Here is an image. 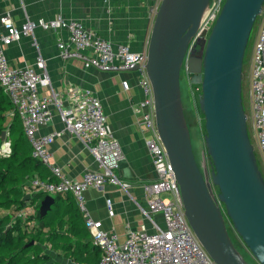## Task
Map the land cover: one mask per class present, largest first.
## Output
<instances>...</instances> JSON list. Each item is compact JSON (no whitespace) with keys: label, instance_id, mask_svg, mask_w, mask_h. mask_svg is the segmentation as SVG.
Returning <instances> with one entry per match:
<instances>
[{"label":"built area","instance_id":"obj_1","mask_svg":"<svg viewBox=\"0 0 264 264\" xmlns=\"http://www.w3.org/2000/svg\"><path fill=\"white\" fill-rule=\"evenodd\" d=\"M225 0H211L192 45H204L217 20ZM261 26L254 42L250 72V113L258 151L264 160V9ZM38 27L67 32L59 35L57 46L61 59H79L86 68L110 73L129 72L142 92V99L134 104L136 113L147 133V146L153 159L156 178L143 185L148 195L146 204L137 202L141 213L151 221L154 230L143 225L129 227L126 239L103 226L95 219L87 206L86 192L100 189L105 184L121 185L116 170L124 158L119 140L113 135L108 116L101 99L91 90L79 85L70 86L62 93L56 90L46 67L39 56L35 64L11 66L6 47L23 36H34ZM199 46V47H200ZM147 50L134 51L128 43H113L91 32L86 25L59 13L51 19H27L17 26L10 14H0V85L9 96L18 113L24 133L28 138L32 155L45 164L52 175L46 179L35 177L31 181L37 191L54 195L70 192L74 195L91 233L92 241L101 250L98 263L82 264H217L204 248L192 229L178 195L177 180L167 150L158 132L154 89L146 70ZM189 81H190V74ZM199 86L200 84H192ZM122 86L131 88V80L124 78ZM47 88L48 93H43ZM57 110L64 122L63 130L40 134ZM248 117V116H247ZM65 131L81 140L99 164V169L87 170L81 178H71L53 160L50 145ZM4 148V149H3ZM3 151H11V141L3 143ZM112 212V200H107ZM161 215L164 226L154 217Z\"/></svg>","mask_w":264,"mask_h":264},{"label":"water","instance_id":"obj_2","mask_svg":"<svg viewBox=\"0 0 264 264\" xmlns=\"http://www.w3.org/2000/svg\"><path fill=\"white\" fill-rule=\"evenodd\" d=\"M210 2L160 0L155 11L145 67L154 89L158 132L185 215L213 260L250 264L229 234L223 204L239 236L264 264V173L243 101L245 54L264 0H225L206 43L197 47L192 43ZM184 65L190 83L201 85L199 107L205 117L210 167L205 151L202 165L194 152L182 98ZM7 138L3 131L1 140ZM54 202V196H45L41 216Z\"/></svg>","mask_w":264,"mask_h":264},{"label":"crops","instance_id":"obj_3","mask_svg":"<svg viewBox=\"0 0 264 264\" xmlns=\"http://www.w3.org/2000/svg\"><path fill=\"white\" fill-rule=\"evenodd\" d=\"M159 4L160 0H0V14H10L14 23L20 26L28 18L51 19L61 13L67 18L82 21L97 36L113 43H128L132 50L143 51L147 50L155 11ZM261 22L262 19L255 33L258 32ZM59 35L66 37L67 32L62 30L60 33L38 27L34 36H23L19 41L6 47L9 63L11 66L33 65L38 57L42 56L45 59L52 86L56 90L66 93L70 86L79 85L91 90L101 99L113 135L119 140L124 152V158L116 172L120 180L128 183L129 186L125 189L121 185L108 183L100 189L87 190L88 209L95 219L103 221L105 229L116 233L121 241L126 239L130 226L140 229L144 225L149 232H152L154 228L151 221L141 213L137 205V202L146 204L148 195L143 185L156 178L153 159L146 142L148 135L140 121V113L134 110V104L142 99V92L136 86L132 73H110L86 68L79 59H61L57 46ZM253 48L254 43L250 47L247 63L248 99ZM124 78L131 80L129 90H125L122 86ZM43 93H48L47 88L43 89ZM52 108L54 117L48 124L41 127L40 134L64 129L65 125L59 113L53 106ZM12 111L10 110V114H13ZM18 120L23 130L19 115ZM7 134L9 138L8 131ZM50 149L54 162L59 164L71 178H81L85 171L99 169L98 162L84 143L68 131L56 138L50 145ZM262 164L264 166L263 159ZM51 175L50 169L45 164L40 170L34 172V177L43 179ZM59 194L71 197L82 214L72 193ZM55 195L57 194L53 196ZM108 199L112 200V212L107 205ZM154 217L164 226L161 215H154ZM88 232V238L92 241L89 229ZM100 257L101 250L97 259L89 263H98ZM60 261L62 264L87 263L76 262L64 256L60 257Z\"/></svg>","mask_w":264,"mask_h":264},{"label":"trees","instance_id":"obj_4","mask_svg":"<svg viewBox=\"0 0 264 264\" xmlns=\"http://www.w3.org/2000/svg\"><path fill=\"white\" fill-rule=\"evenodd\" d=\"M18 127L20 135L12 139ZM3 131L10 134V152L2 150ZM42 165L32 155L18 114L0 85V264H62L61 256L76 262L95 261L100 248L88 238L85 220L71 197L55 195L51 209L41 216L47 193L35 190L31 181Z\"/></svg>","mask_w":264,"mask_h":264},{"label":"rangeland","instance_id":"obj_5","mask_svg":"<svg viewBox=\"0 0 264 264\" xmlns=\"http://www.w3.org/2000/svg\"><path fill=\"white\" fill-rule=\"evenodd\" d=\"M264 9V8H263ZM262 19V15H260L255 23L254 30L251 36V39L249 41L246 54H245V59H244V69H243V101H244V107L246 114L248 116V130H249V135L252 141V144L254 146L255 152L258 157V162L263 170L264 173V166L262 164V157L260 152L258 151L257 147V141L256 137L254 135V129H253V123L251 119V113H250V106H249V99H248V58H249V52H250V47L252 46V43L255 41V37L257 33H255L256 27L260 23V20ZM125 74H129V72H121ZM188 71H187V66H183L182 71H181V89H182V98H183V104L185 108V114L186 118L188 121V125L190 128V133H191V138H192V143H193V148L194 152L196 155V158L199 162L200 165H202V157H203V151H205V155L208 161V166L210 167V157L207 153V148H206V142H205V135H206V128H205V117L203 112L201 111L199 107V96L202 92L198 90L200 88L199 86L192 85L189 81V76H188ZM9 119L12 118V114L8 117ZM20 118V117H19ZM20 135V127H18L17 130L13 131L11 134L12 139H16L17 136ZM25 136V135H24ZM25 138L28 141V138L25 136ZM29 143V141H28ZM30 145V143H29ZM214 191L216 194L219 193V188L217 186L214 187ZM223 207V210L225 211V220H226V225L229 231V234L237 246V248L241 251V253L244 255V257L247 259V261L250 264H260L257 259L253 256L252 252L250 249L246 246L242 238L239 236L237 233L236 229L233 226V223L231 219L226 215V210L224 209V205L221 204ZM4 213V212H2Z\"/></svg>","mask_w":264,"mask_h":264},{"label":"bare ground","instance_id":"obj_6","mask_svg":"<svg viewBox=\"0 0 264 264\" xmlns=\"http://www.w3.org/2000/svg\"><path fill=\"white\" fill-rule=\"evenodd\" d=\"M200 43H201L200 41H197V44H196V45H197V47H199V46H200Z\"/></svg>","mask_w":264,"mask_h":264}]
</instances>
